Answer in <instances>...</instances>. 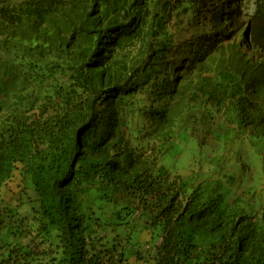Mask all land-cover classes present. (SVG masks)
<instances>
[{"label":"trees","instance_id":"1","mask_svg":"<svg viewBox=\"0 0 264 264\" xmlns=\"http://www.w3.org/2000/svg\"><path fill=\"white\" fill-rule=\"evenodd\" d=\"M141 89L152 128L135 148L123 98ZM203 109L264 150V0H0V264H264V210L160 164ZM16 172L37 207L9 240Z\"/></svg>","mask_w":264,"mask_h":264},{"label":"rangeland","instance_id":"2","mask_svg":"<svg viewBox=\"0 0 264 264\" xmlns=\"http://www.w3.org/2000/svg\"><path fill=\"white\" fill-rule=\"evenodd\" d=\"M247 7L251 8V2L247 3ZM173 22L177 39L186 37L193 29L189 8L181 6L173 14ZM123 99L127 102L128 112L125 113V118L129 142L132 147L137 148L147 143L152 128L147 109L149 95L146 89H141ZM182 122L185 124L180 126ZM232 129L222 125L220 116L214 115L209 109L195 114L192 110L186 111L172 129L170 151L160 158L161 163L159 159V163L170 174H178L189 180L220 179L225 187L241 196L247 205L259 211L264 210V150L249 139L247 131L240 134ZM2 198L6 206L3 223L7 237L11 240L12 226L18 225L23 229L31 225L37 199L31 185L19 172L3 187ZM147 239L146 234L138 236L144 249L143 254L147 251ZM28 242V239L22 240L23 244ZM32 242L34 245L37 243L35 240ZM128 263L148 264L134 256L129 258Z\"/></svg>","mask_w":264,"mask_h":264}]
</instances>
